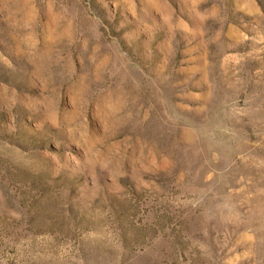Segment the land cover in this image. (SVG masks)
<instances>
[{"label":"rangeland","instance_id":"1","mask_svg":"<svg viewBox=\"0 0 264 264\" xmlns=\"http://www.w3.org/2000/svg\"><path fill=\"white\" fill-rule=\"evenodd\" d=\"M0 264H264V0H0Z\"/></svg>","mask_w":264,"mask_h":264}]
</instances>
